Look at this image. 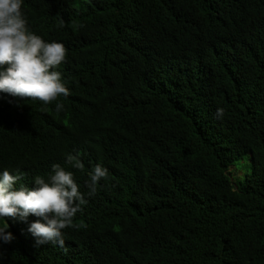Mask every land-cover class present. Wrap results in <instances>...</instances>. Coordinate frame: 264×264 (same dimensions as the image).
Masks as SVG:
<instances>
[{"label":"trees","instance_id":"1","mask_svg":"<svg viewBox=\"0 0 264 264\" xmlns=\"http://www.w3.org/2000/svg\"><path fill=\"white\" fill-rule=\"evenodd\" d=\"M22 11L65 45L70 95L0 93V173L34 188L59 164L86 203L64 248L35 246L34 216L7 220L0 264H264V0H23ZM97 164L109 178L89 196Z\"/></svg>","mask_w":264,"mask_h":264},{"label":"clouds","instance_id":"2","mask_svg":"<svg viewBox=\"0 0 264 264\" xmlns=\"http://www.w3.org/2000/svg\"><path fill=\"white\" fill-rule=\"evenodd\" d=\"M23 0H0V93L20 100L40 101L44 105L67 97L70 90L62 82L57 68L66 60L67 49L63 43L47 42L33 33L22 11ZM64 26L61 21L60 27ZM56 103V111L63 109ZM224 109L218 108L216 117L222 119ZM66 163L83 171L84 164L78 155L69 154ZM17 170L11 174L5 169L0 173V241L11 243L15 237L9 231L7 220L28 223L30 216L36 217L28 224L27 231L34 237L35 246L59 244L65 247L63 231L71 227L73 218L86 203L72 171L59 164L52 165V173L45 179L34 177V188L21 185ZM88 195L97 192L100 180L109 178L108 169L97 164L89 172ZM65 251L67 249L65 248Z\"/></svg>","mask_w":264,"mask_h":264},{"label":"rangeland","instance_id":"3","mask_svg":"<svg viewBox=\"0 0 264 264\" xmlns=\"http://www.w3.org/2000/svg\"><path fill=\"white\" fill-rule=\"evenodd\" d=\"M246 168L243 167V162H237L234 166L228 168V175L231 178L232 183H234L237 179H240L244 176Z\"/></svg>","mask_w":264,"mask_h":264}]
</instances>
